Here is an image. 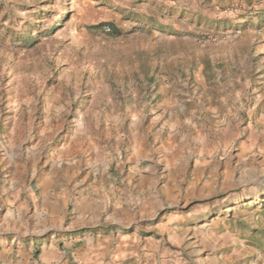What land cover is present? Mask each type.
Masks as SVG:
<instances>
[{
  "label": "rangeland",
  "instance_id": "obj_1",
  "mask_svg": "<svg viewBox=\"0 0 264 264\" xmlns=\"http://www.w3.org/2000/svg\"><path fill=\"white\" fill-rule=\"evenodd\" d=\"M50 247L264 264V0H0V250Z\"/></svg>",
  "mask_w": 264,
  "mask_h": 264
},
{
  "label": "crops",
  "instance_id": "obj_2",
  "mask_svg": "<svg viewBox=\"0 0 264 264\" xmlns=\"http://www.w3.org/2000/svg\"><path fill=\"white\" fill-rule=\"evenodd\" d=\"M112 229L113 228L107 229L109 231L108 232L106 231L105 234H109ZM101 230L103 231L104 229H97L94 233H90V235L93 236V235H97V234H103V233H101L102 232ZM81 236H84V234ZM163 249H161V247H160L159 249H157L155 254H153L151 256L148 255V257L145 258L146 259L145 263L156 264L157 261L155 260V258L159 260L160 254L163 252ZM38 252L40 255H39V258L37 261L40 264H68L66 257L62 256L61 252H59L57 249L50 247L46 251L44 248H41V249H39ZM96 252H97L99 257L104 256L103 254H101V252H99V251H96ZM23 255H24V253L22 251H19V250L17 252L13 253V249H11V248L7 249V251L0 250V264H32L29 261L25 262ZM87 255L89 257L90 254L87 253ZM79 263L80 264H99L100 261H99V259L97 261V259H94V258H92V259L91 258H89V259L82 258L79 260ZM157 264H160V263H157ZM164 264H177V263L171 261V262L164 263Z\"/></svg>",
  "mask_w": 264,
  "mask_h": 264
},
{
  "label": "trees",
  "instance_id": "obj_3",
  "mask_svg": "<svg viewBox=\"0 0 264 264\" xmlns=\"http://www.w3.org/2000/svg\"><path fill=\"white\" fill-rule=\"evenodd\" d=\"M87 232L93 233V232H95V230H83V231H79V232L69 233L67 235H74L75 233L83 235L84 233H87Z\"/></svg>",
  "mask_w": 264,
  "mask_h": 264
},
{
  "label": "built area",
  "instance_id": "obj_4",
  "mask_svg": "<svg viewBox=\"0 0 264 264\" xmlns=\"http://www.w3.org/2000/svg\"><path fill=\"white\" fill-rule=\"evenodd\" d=\"M104 31H105V32H109L110 29H109V28H105Z\"/></svg>",
  "mask_w": 264,
  "mask_h": 264
}]
</instances>
